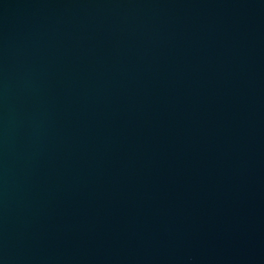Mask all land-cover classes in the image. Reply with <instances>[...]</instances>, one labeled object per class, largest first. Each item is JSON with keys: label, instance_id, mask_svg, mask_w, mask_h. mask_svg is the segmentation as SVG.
I'll list each match as a JSON object with an SVG mask.
<instances>
[{"label": "water", "instance_id": "obj_1", "mask_svg": "<svg viewBox=\"0 0 264 264\" xmlns=\"http://www.w3.org/2000/svg\"><path fill=\"white\" fill-rule=\"evenodd\" d=\"M0 264H264V0H0Z\"/></svg>", "mask_w": 264, "mask_h": 264}]
</instances>
